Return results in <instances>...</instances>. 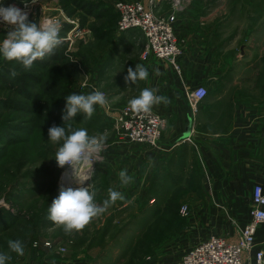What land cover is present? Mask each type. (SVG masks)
<instances>
[{
	"label": "rangeland",
	"instance_id": "1",
	"mask_svg": "<svg viewBox=\"0 0 264 264\" xmlns=\"http://www.w3.org/2000/svg\"><path fill=\"white\" fill-rule=\"evenodd\" d=\"M117 1L132 0H39L29 6V20L39 23L42 17H57L64 33L75 26L68 21L76 20L73 40L34 62L30 70L0 57V252L11 257L7 264H169L200 241L202 229L193 222L198 214L196 206L207 201V195L197 164L190 165L189 170L174 165L170 171L166 163L144 159L137 166V189L127 190L124 199L115 202L130 205L127 211L115 213L119 226L97 228L93 224L66 235L61 226L48 219L49 206L59 196L62 174L72 169L57 166L54 156L61 145L48 140V129L53 124L64 126L65 97L101 91L97 82L93 83L96 79L92 73L97 71L89 57L107 45L102 41V31L118 28ZM161 1L164 3L157 6L158 14L169 12L178 0ZM240 1L246 3L244 13L253 18L252 28L263 26L264 0ZM8 2L23 5L21 0ZM5 34L0 24V41ZM12 70L17 72L15 78L10 77ZM84 82L88 85L83 86ZM101 92L111 110L97 105L91 119L78 114L73 128H86L90 136L105 134L110 146L116 139L133 144L114 129L115 112L128 103L115 108ZM109 151L111 147L101 156ZM98 163L87 171L86 180L93 179ZM80 169L77 167L78 172ZM92 191L97 203L108 198L105 190ZM183 205L189 207L187 216L181 213ZM218 214L211 211V216ZM9 240L22 241L24 255L11 252Z\"/></svg>",
	"mask_w": 264,
	"mask_h": 264
},
{
	"label": "crops",
	"instance_id": "2",
	"mask_svg": "<svg viewBox=\"0 0 264 264\" xmlns=\"http://www.w3.org/2000/svg\"><path fill=\"white\" fill-rule=\"evenodd\" d=\"M144 4L148 7V0ZM180 4L178 11L173 3L164 12H176L180 71L166 60L143 58L146 39L139 29H104L102 41L107 45L90 53L97 71H91L96 79L93 83L97 82L115 108L146 87L159 89L157 95L166 96L170 103L152 108L165 120L159 144L146 148L116 139L111 152L98 163V171L92 173L93 179L87 180V187L90 191L100 188L107 195L109 189L126 195L127 190L137 189V166L144 159L166 163L170 171L174 165L189 170L197 164L207 195V201L196 206L193 225L202 229L198 243L211 235L237 242L240 234L235 223L243 226L252 219L253 187H264V25L252 28L253 18L244 13L246 3L240 0H181ZM137 63L149 76L126 85L127 70H135ZM199 87H206L208 95L194 109L188 96ZM124 169L132 177L127 185L119 180ZM129 206V202L114 203L88 225L119 226L115 213ZM213 210L219 214L211 216ZM260 249H264V223L259 226L255 247L244 254L245 262Z\"/></svg>",
	"mask_w": 264,
	"mask_h": 264
},
{
	"label": "clouds",
	"instance_id": "3",
	"mask_svg": "<svg viewBox=\"0 0 264 264\" xmlns=\"http://www.w3.org/2000/svg\"><path fill=\"white\" fill-rule=\"evenodd\" d=\"M21 2L24 4L23 8L15 3L7 5L0 3V24L6 31L3 40L0 41V57L7 61H16L25 70H30L34 62L53 55L64 40L60 36L62 25L58 20L43 17L39 23L29 20L27 9L30 5L37 4L39 0H21ZM155 74L160 73L157 70ZM16 76L17 72L12 70L10 77ZM148 76V70L137 63L135 70L128 68L124 81L126 85H134L138 80H146ZM158 91L157 88L142 89L138 96L129 100V109L134 113H147L153 106L170 103L166 96L157 95ZM65 101L62 115L64 126L53 124L48 129V140L61 145L54 156L57 166L60 168L70 166L73 170L72 175L82 183L85 179L77 175V166L83 164L85 167H91L93 156L106 151L110 145L107 144L105 134L90 136L86 128H73L74 118L82 114L83 119H91L95 106H105L108 99L103 92L93 90L88 94L72 93L65 97ZM119 180L121 185H127L132 177L124 169L119 172ZM95 195L96 193L90 191L89 187L61 186L59 196L53 199L49 206L48 219L54 225L61 226L66 235H71L73 232L83 230L117 200L124 199L123 194L114 189L108 190V198L102 204L96 202ZM8 247L11 252L19 256L24 255L25 246L22 241L9 240ZM10 259L9 255L0 252V264H7Z\"/></svg>",
	"mask_w": 264,
	"mask_h": 264
},
{
	"label": "built area",
	"instance_id": "4",
	"mask_svg": "<svg viewBox=\"0 0 264 264\" xmlns=\"http://www.w3.org/2000/svg\"><path fill=\"white\" fill-rule=\"evenodd\" d=\"M161 0H149L148 7L141 1H117L115 11L118 15V29L125 32L131 29H139L145 39L146 47L143 58L154 56L166 60L178 71L181 70L179 59L182 55V48L175 31L176 12L172 14H158L156 8ZM5 5L11 4L8 0H0ZM18 6V5H17ZM174 10L181 8L180 0L175 2ZM23 8L22 6H18ZM28 12H31L29 8ZM58 20L62 25L60 36L64 42L73 40L76 20H69L75 25L69 31H63L61 19L45 16ZM88 85L84 82L83 86ZM208 95L206 87H199L189 93L188 99L191 106L196 109L197 104ZM105 107L110 111L109 102ZM114 129L131 143L156 147L162 137L164 118L153 109L147 113H134L129 107L118 109ZM101 153L93 156L95 162L103 160ZM78 165L77 167H82ZM65 167L71 168L66 165ZM252 219L243 226H237L240 238L237 242H229L220 235H211L200 243L194 244L184 256L169 264H264V249L257 250L248 263L244 260V254L251 252L256 245V235L259 226L264 223V187L256 184L252 190ZM181 213L184 216L189 214V207L183 205Z\"/></svg>",
	"mask_w": 264,
	"mask_h": 264
},
{
	"label": "bare ground",
	"instance_id": "5",
	"mask_svg": "<svg viewBox=\"0 0 264 264\" xmlns=\"http://www.w3.org/2000/svg\"><path fill=\"white\" fill-rule=\"evenodd\" d=\"M80 171H77V175H79L82 179H85L82 183L79 182V180L77 178H75L72 175L73 170L72 169H68L66 170L63 174H62V178H61V184L63 187L67 188V187H72V188H79V187H87L88 183L85 184V182L87 181L86 179L88 178V170L92 168L91 167H85L84 165L82 167H80Z\"/></svg>",
	"mask_w": 264,
	"mask_h": 264
},
{
	"label": "trees",
	"instance_id": "6",
	"mask_svg": "<svg viewBox=\"0 0 264 264\" xmlns=\"http://www.w3.org/2000/svg\"><path fill=\"white\" fill-rule=\"evenodd\" d=\"M60 116H61V114H60ZM57 118H58V117H57ZM6 220H7V219H6ZM6 220H5V221H6ZM11 220H12V219H11ZM5 221H4L3 223H5Z\"/></svg>",
	"mask_w": 264,
	"mask_h": 264
},
{
	"label": "water",
	"instance_id": "7",
	"mask_svg": "<svg viewBox=\"0 0 264 264\" xmlns=\"http://www.w3.org/2000/svg\"><path fill=\"white\" fill-rule=\"evenodd\" d=\"M87 183H88V181L85 182V184H87Z\"/></svg>",
	"mask_w": 264,
	"mask_h": 264
}]
</instances>
